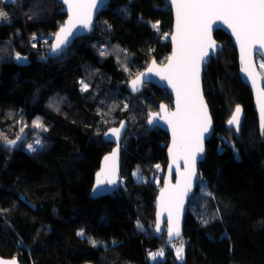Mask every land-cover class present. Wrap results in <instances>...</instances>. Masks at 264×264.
<instances>
[{
	"label": "trees",
	"instance_id": "trees-1",
	"mask_svg": "<svg viewBox=\"0 0 264 264\" xmlns=\"http://www.w3.org/2000/svg\"><path fill=\"white\" fill-rule=\"evenodd\" d=\"M60 8L57 0H0L8 17L0 19V256L20 264H151L149 252L162 247L155 264H264V140L229 36L215 31L223 49L204 70L214 123L198 166L204 184L189 198L182 235L168 242L154 229L168 136L145 119L171 96L150 84L133 96L126 84L151 58L166 60L170 6L110 0L91 34L50 58L66 17ZM17 52L27 65L15 63ZM237 104L245 112L238 134L227 124ZM122 119L121 185L91 198L100 159L113 146L104 133ZM22 133L18 147H5ZM36 140L44 146L32 152ZM181 243L179 260L172 246Z\"/></svg>",
	"mask_w": 264,
	"mask_h": 264
},
{
	"label": "snow or ice",
	"instance_id": "snow-or-ice-1",
	"mask_svg": "<svg viewBox=\"0 0 264 264\" xmlns=\"http://www.w3.org/2000/svg\"><path fill=\"white\" fill-rule=\"evenodd\" d=\"M67 5L68 20L55 33V43L51 45V52L56 54L63 50L72 37L75 36L77 26L91 28L93 26V12L100 7L105 6L106 0H63ZM172 6L176 10V33L172 37L175 48L168 63L163 68L156 67L155 61L147 69L148 73H156L161 79L167 80L176 93V110L167 112L166 106L161 105V111L164 115L157 113L150 114L148 123L154 125L159 120H164L172 129V146L169 153L172 155L173 163L183 159L184 171L179 173L180 178L175 185H169L166 181L165 189L161 190V209L168 212V235L180 236L178 222L173 220L174 210L178 213L183 207V200L191 190L192 181L197 177L196 161L198 156L202 155L204 149L205 134L210 132L212 119L207 111L200 88L201 66L206 65L212 56L219 49L211 36V23L213 20L223 21L231 28L240 45L241 61L244 63L242 71L247 73L255 86V76L246 61V53L253 45H260L264 48V0H171ZM120 11L127 12V9ZM7 13L0 10V19L7 22ZM153 27H156L154 24ZM35 47V45H33ZM104 53L102 52L101 55ZM17 62H26L27 58L20 53H15L13 57ZM264 68V64L261 65ZM145 73H140L131 81L133 91H139V85ZM82 91H87L89 85L81 81ZM258 103L260 106L261 132L264 135V89L259 90ZM127 107V105H125ZM242 109L239 105L235 107L227 124L234 127L236 133L240 132ZM35 127H43L39 118L34 121ZM125 124L120 127L109 129L104 135L106 138L115 137L118 142L121 131ZM20 137H17L19 140ZM17 140H7L6 147L14 146ZM43 142L36 140L35 145L29 144L30 151L35 152L38 148H43ZM234 147V145H233ZM119 151L117 148L109 156H105V166L96 174V186L93 191L97 192L105 184L115 185L116 165L115 160ZM159 168V165H156ZM177 168L179 165L177 164ZM171 171V169H170ZM134 176L138 175L133 173ZM156 224V231L160 232V223ZM204 223H208L207 220ZM138 228L143 229V225L138 223ZM78 235H83L81 231ZM93 245L96 241L92 240ZM175 247V246H174ZM176 256L183 258L184 247H176ZM151 259H157V256H163V250L158 253H150ZM0 264H17L16 260L3 261Z\"/></svg>",
	"mask_w": 264,
	"mask_h": 264
},
{
	"label": "water",
	"instance_id": "water-1",
	"mask_svg": "<svg viewBox=\"0 0 264 264\" xmlns=\"http://www.w3.org/2000/svg\"><path fill=\"white\" fill-rule=\"evenodd\" d=\"M57 1L61 4L60 11L64 12L66 14L64 23L61 25V26H63L68 20L69 13H68L67 5L63 3V0H57ZM109 2H110V0H106L105 6ZM167 2L169 4V6H170L171 14H172V25H171V30L169 32V38H168L169 39V44H170V52H169V54L167 56V58H168V57H170L172 55L173 50L175 48V44H174V42L172 40V37L176 33V10H175V7L172 6V4H171V0H167ZM103 8H104V6L100 7L98 10H94L93 17H92L93 26L90 29L89 28H83L81 26H77L78 30L74 29L75 36L70 39V42L66 46L63 47V50L61 52H58L56 54H53L51 52V45L55 43V35H54L53 38H52V42H51L50 48L47 51V56H49L50 58L58 57L67 48H69L71 46V44L73 43V41L76 38L91 34L93 32V30H94V27H95L96 18L98 16L99 12ZM60 27L56 30L55 33H57L59 31ZM210 27H211L212 39L215 41V43L217 45L220 46L219 49L216 51L215 55L212 56L211 59L217 58L218 53H220L222 51V49H223L221 42L219 40H217L215 35H214L215 31H217V30H221L222 32H224L225 34H227L229 36V38H230V40H231V42H232V44H233V46H234V48L236 50L237 62H238V75H239V78H240L241 82L243 84H245L249 88V90L251 92V96H252V99H253V109H254V112H255L256 117H257L260 137H261L262 140H264V135H262V132H261L260 106H259V103H258L259 90L264 89V74L261 73V71L258 68V64H257V58L258 57L262 60V62L264 64V48H261L260 45H258V44L257 45H253L249 49V51L246 53V61L249 64V66L251 68V71L254 73V76H255L256 83H255V86H253L252 79L248 76L247 73L242 71V68L244 67V63H242V61H241L240 45L237 42L236 37L233 34L231 28H229L227 24H225L223 21H220V20H213L211 25H210ZM22 56L26 57L24 55H22ZM167 58L162 63L157 62L155 60V58H151L145 68H143L141 71H139L136 75H134L133 77H131L127 81L126 86H127L128 91L130 92V94H132L133 96H135L138 93L142 92L144 87H145V85H148V84L154 85V86H156V87H158L160 89H166L168 94L171 96L170 104H167V103H164V102H160L158 104V108L156 110H147L146 111L145 124L147 125V127L150 130H153V129L157 128V129H160V130L164 131L167 134V136H168V143H167V146H166V149H165V155H166L167 162H166L165 169L163 171V176H162L160 188H159V190L157 192V195H156V198H155V213H154L155 225H154V229H155L156 233H161V232L164 231L165 234H166V240L168 242H172V241L178 240L179 237L183 233V225H184V219H185V213H186L188 201H189V198L194 194V192H195V190H196V188L198 186V183H199V180H200V173H199L198 166H199V163L202 162V160L205 157L206 142L212 136V134L214 132V123H213V119H212V116H211V113H210V109H209V106H208V103L206 101V98H205V95H204V91H203L204 70H205L206 66L210 63V61H211V59H210V61L206 65H202L201 66L200 88H201L203 100H204L205 104L207 105L208 114L210 115V117L212 119V127L210 129V132L205 134L206 138L204 139V142H203L205 151H204V153L202 155L198 156L197 161H196L195 168H196L197 177L193 178L191 190L189 191L188 195L186 197H184L182 209L178 213L175 210L173 212V220L178 222V224H179L180 236L179 237H177V236L170 237L168 235V231H167V229H168V212L167 211H162V209H161V190L165 189V187H166V183L165 182L166 181L168 182L169 185H175L177 180L180 178L179 173L184 171V167L185 166H184L183 159L177 161V163L174 164L173 160H172V155L169 153V148L172 146V129L168 125V123L166 121H164V120H159L157 118V123L156 124L149 125L148 119H149L150 114H153V113H157L160 116L164 115V112L161 111V107H160L161 105L166 106V111L167 112H169V113L174 112L176 110V103H175L176 102V93L173 90V88L171 87V85H169L167 83V80L161 79V77L159 75H157L156 73H148L147 72V69L152 66L153 61H155L156 67H158V68H163L164 66H166L167 63H168V59ZM14 61L18 65H27L29 63L28 58H27L26 62H17L15 59H14ZM140 73H145V76H144V78L142 80V84L139 85V91H133L132 90V86H131V81L134 80L138 75H140ZM237 105H239L241 107V109H242V112H241V125H242L244 117H245V112H244V109H243L241 104H237ZM234 110H235V108H234ZM234 110L232 111V113L234 112ZM232 113H231V115H232ZM230 117H229V119H230ZM121 123H124L125 127L121 131V136H120V139H119L118 142L116 141L115 137L106 138L105 135L103 136L104 139L106 141H108L109 143L113 144V146L110 149V151H108L105 154H103V156L100 159L99 167H98L97 171L94 174L93 183H92V186H91L90 192H89V195H90L91 198H99V197L110 195L115 190H117L120 187V185H121V140H122V138H123V136H124V134L126 132V129H127V121L125 119H122L119 122L118 125L112 126V127L109 128V129L118 128V127H120ZM241 125H240V127H241ZM230 128L235 130L234 127H230ZM109 129L106 132H108ZM18 137H20L19 140H17V137L15 139H12V140H17L16 145L10 146V147H6L5 146V147L6 148H16V147H18L20 142L25 137V133H22ZM117 143H119V151H118V155H117L116 160H115L116 174H115V177H114L116 179L117 183L115 185H107V184H105V185H103L101 187V189L99 191L94 192L93 189L96 186V174H97V172H99L105 166V160H104L105 156H109L113 152V150L117 148ZM5 145H6V142H5ZM177 164L179 165V168H177ZM170 169H171V171H170ZM20 198H21V200H24V196H20ZM158 213H160V216H159V223H160V228H161L160 232L156 231ZM13 259H15V258H7V257L0 256V260H3V261H11ZM16 262H17V264H20L18 260H16Z\"/></svg>",
	"mask_w": 264,
	"mask_h": 264
},
{
	"label": "rangeland",
	"instance_id": "rangeland-1",
	"mask_svg": "<svg viewBox=\"0 0 264 264\" xmlns=\"http://www.w3.org/2000/svg\"><path fill=\"white\" fill-rule=\"evenodd\" d=\"M257 64H258V68H259V70L261 71V73L262 74H264V68H262L261 67V65L263 64V62L262 61H260L259 60V57L257 58ZM133 173H137V171H134ZM134 176V175H133ZM135 177V179L136 180H139L140 179V177H139V174L137 175V176H134ZM199 183H200V187H202V185L204 184V180L201 178L200 180H199ZM175 246V247H174ZM174 246H172L173 247V249H174V251H175V254H176V247H180V245H174ZM160 250H163V252H164V249L162 248V247H160L159 249H157V250H155V251H153V252H149V254L150 253H158ZM148 254V261H149V263H151V264H155V263H157L160 259H163V256L161 257V256H157V259H155V260H153V259H151V257H150V255ZM183 256H184V252H183ZM177 257V256H176ZM183 259V258H182ZM182 259H179V260H182ZM80 264H91V263H89V262H82V263H80Z\"/></svg>",
	"mask_w": 264,
	"mask_h": 264
},
{
	"label": "built area",
	"instance_id": "built-area-1",
	"mask_svg": "<svg viewBox=\"0 0 264 264\" xmlns=\"http://www.w3.org/2000/svg\"><path fill=\"white\" fill-rule=\"evenodd\" d=\"M31 144H33V145H35V141L33 142V143H31ZM156 176H160V174L159 173H156Z\"/></svg>",
	"mask_w": 264,
	"mask_h": 264
}]
</instances>
